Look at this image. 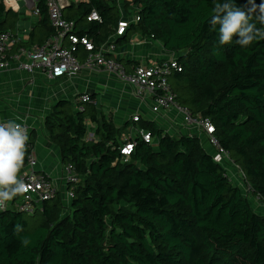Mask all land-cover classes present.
<instances>
[{
	"label": "trees",
	"instance_id": "16d2710c",
	"mask_svg": "<svg viewBox=\"0 0 264 264\" xmlns=\"http://www.w3.org/2000/svg\"><path fill=\"white\" fill-rule=\"evenodd\" d=\"M48 1L39 0L41 19L19 47L42 46L55 34ZM119 5L82 1L64 16L96 50L117 33L122 18L139 17L114 44L140 35L178 57L182 71L169 76L177 104L212 122L213 136L243 171L250 191L230 180L204 138L172 136L143 118L119 127L93 103L79 111L62 99L44 128L62 165L72 166L80 182L33 213L20 209L22 196L0 209V264H264V215L256 210L257 199L264 204V40L241 47L234 37L221 46L219 25L214 31L209 24L213 0L122 1L125 12ZM236 5L245 7L248 0ZM94 10L101 21L88 22ZM19 19L20 12L0 0V34L14 32ZM87 54L78 47L82 61ZM120 62L127 69L140 65ZM132 126L149 132L156 143L129 136ZM35 141L33 133L23 169ZM129 142L136 146L126 161L121 148ZM67 190H73L69 201ZM16 224L23 227L19 233Z\"/></svg>",
	"mask_w": 264,
	"mask_h": 264
},
{
	"label": "built area",
	"instance_id": "2783aa9c",
	"mask_svg": "<svg viewBox=\"0 0 264 264\" xmlns=\"http://www.w3.org/2000/svg\"><path fill=\"white\" fill-rule=\"evenodd\" d=\"M24 1L34 16L41 19L39 0ZM122 1L129 0H118L119 3ZM17 2V0H5L8 8H16ZM70 5V0H49L47 2L49 19L55 34L42 46L31 49L19 47L24 40L18 31L0 34V74L12 68L14 62H16V70L28 73L41 72L49 80L75 78L83 68L113 74L123 84L131 86L142 101L151 98V111L156 116H167L169 112L175 111L177 113L175 122L187 128L191 135L204 138L208 146L215 149L213 155L215 162L226 169L227 175L233 183L242 186L240 178L245 181V174L234 164L230 154L220 146L219 141L213 136L214 126L212 122L204 118H194L188 109L177 104L176 95L169 82V76L174 71H182V67L178 63V57L172 54L167 60L149 65L140 64L129 71L123 63L110 58V54L116 52L114 41L127 33L132 21L136 23L140 18L134 16L131 22L122 18L117 33L110 39L111 41L96 50L94 41L89 37L79 36L76 30V22L68 20L64 16V10ZM119 8L121 12H125L121 5H119ZM87 20L88 22L101 21V16L98 11L94 10ZM78 47L83 48L88 53L84 61L77 55ZM88 103H93L89 94H82L75 100L76 108L79 111H83L84 105ZM140 119L141 116L135 114L132 116L131 121L137 123ZM25 126L28 129L30 140L31 129L27 125ZM129 136L132 138L138 137L150 145L156 143V139L149 132L140 130L135 126L130 128ZM92 138L93 135L90 134L88 139ZM126 138L123 139L124 142L127 141ZM135 146L136 143L132 142L125 143L122 146L121 154L126 161L131 160ZM38 163L33 152L29 157L26 168L20 173L25 183L29 185V191L22 195L20 209L30 213H33L42 202L53 198L59 191V186L54 181L36 171ZM30 169L32 172L27 174ZM63 174L65 180L63 181L66 186L76 185L80 182L72 166L64 167ZM249 191L250 188L248 187L247 192L249 193ZM72 198L73 190H67L66 200L69 201ZM257 201L261 202L259 199ZM8 206L9 203L5 208Z\"/></svg>",
	"mask_w": 264,
	"mask_h": 264
},
{
	"label": "crops",
	"instance_id": "0c3cea01",
	"mask_svg": "<svg viewBox=\"0 0 264 264\" xmlns=\"http://www.w3.org/2000/svg\"><path fill=\"white\" fill-rule=\"evenodd\" d=\"M31 13L33 22L29 21L27 14H22L15 30L24 41L29 40L31 32L40 21ZM171 56L161 43L140 35L132 36L128 44L116 47V52L110 54V58L119 62L131 61L134 65L154 64ZM15 67L16 62L7 72L0 74V123L15 120L31 129V134L36 135L34 154L39 162L38 173L54 181L59 190L66 189L63 181L64 166L59 150L48 140L44 123L52 107L62 99L75 103L80 95L90 94L95 96L93 104L98 110L119 127L130 121L133 115L139 114L141 118L157 123L159 128L172 136L190 134L187 128L175 122V111L169 112L167 116H156L151 111V98L142 101L131 86L123 84L113 74L83 68L75 78L49 80L41 72H20ZM132 68L128 67V70ZM259 211L264 212V204Z\"/></svg>",
	"mask_w": 264,
	"mask_h": 264
},
{
	"label": "clouds",
	"instance_id": "9594fccd",
	"mask_svg": "<svg viewBox=\"0 0 264 264\" xmlns=\"http://www.w3.org/2000/svg\"><path fill=\"white\" fill-rule=\"evenodd\" d=\"M213 3L209 24L214 31L219 25L218 43L221 46L230 44L234 37L241 47L250 46L258 39L264 40V0L259 5L255 0H248L245 7H238L236 0H213ZM253 19L261 27H257ZM28 141L29 133L25 125L15 120L0 123V209L29 191V185L20 176L25 165ZM22 230V225H15V233ZM21 242L26 246L29 240L24 238Z\"/></svg>",
	"mask_w": 264,
	"mask_h": 264
},
{
	"label": "rangeland",
	"instance_id": "374dc122",
	"mask_svg": "<svg viewBox=\"0 0 264 264\" xmlns=\"http://www.w3.org/2000/svg\"><path fill=\"white\" fill-rule=\"evenodd\" d=\"M17 1H18L17 2V5L15 7L20 12V17L22 16V14H24V15L27 14L30 17L32 13H31V10L27 7L26 2L24 0H17ZM70 1L78 6L79 3H81L84 0H70ZM28 19H29V21L33 22L32 21V17H30ZM19 21H20V19H19ZM206 147L209 149L210 152H212V153L215 152V149L213 147L211 148V147H209L207 145H206ZM36 171L38 172L37 169H36ZM31 172H32V170L30 169V170L27 171V174H29ZM63 178H64V174H63ZM240 182L242 183L241 185H242L243 189H245L247 191L248 190L247 183L243 179H241V178H240ZM64 184H65V182H64ZM262 205H263L262 202L256 201V210L258 212H260V214L264 215V212L259 211V208Z\"/></svg>",
	"mask_w": 264,
	"mask_h": 264
},
{
	"label": "water",
	"instance_id": "95a60500",
	"mask_svg": "<svg viewBox=\"0 0 264 264\" xmlns=\"http://www.w3.org/2000/svg\"><path fill=\"white\" fill-rule=\"evenodd\" d=\"M68 8V7H67Z\"/></svg>",
	"mask_w": 264,
	"mask_h": 264
}]
</instances>
